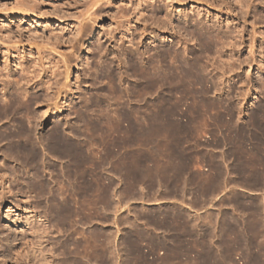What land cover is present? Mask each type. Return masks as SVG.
Here are the masks:
<instances>
[{
  "label": "rangeland",
  "instance_id": "rangeland-1",
  "mask_svg": "<svg viewBox=\"0 0 264 264\" xmlns=\"http://www.w3.org/2000/svg\"><path fill=\"white\" fill-rule=\"evenodd\" d=\"M2 109L0 264H264V0H0Z\"/></svg>",
  "mask_w": 264,
  "mask_h": 264
},
{
  "label": "bare ground",
  "instance_id": "bare-ground-1",
  "mask_svg": "<svg viewBox=\"0 0 264 264\" xmlns=\"http://www.w3.org/2000/svg\"><path fill=\"white\" fill-rule=\"evenodd\" d=\"M149 68H150L149 66H145V67L138 66L133 61H131L128 65V69L132 74L134 73L135 75L140 76V80L144 84V88H147L150 83H158L161 81L163 82L165 79L164 78L165 76H163V74H160L155 70H152L153 71L152 72L151 69ZM164 111L165 110L161 108L160 117L161 116L163 117ZM5 113H7V109L0 110V116L3 114L5 116ZM28 133L29 132L25 131L22 127L15 133L3 129L2 134L0 133V140L2 139L3 141L4 140L6 141V139H8L9 141H12V145H14V147L20 150V148H23L24 146L22 143V138L23 136L26 138L28 136ZM50 139L53 145L55 146V149H57L58 152H60L62 155L68 156L69 160L71 159L72 163L70 161L71 165L68 166L69 167L68 170L73 175H76V177L80 180L79 182L81 183L82 187H85L87 185L86 183L90 173L87 167V157L84 151L82 150V148L80 146L79 147L71 146L70 143L65 141V137L63 136V134L59 133L58 131L55 132L53 131L52 135L50 136ZM99 167H100V155L97 153L95 168L98 169ZM4 231H5V227L2 224H0V242L3 239L2 234L4 233Z\"/></svg>",
  "mask_w": 264,
  "mask_h": 264
},
{
  "label": "crops",
  "instance_id": "crops-1",
  "mask_svg": "<svg viewBox=\"0 0 264 264\" xmlns=\"http://www.w3.org/2000/svg\"><path fill=\"white\" fill-rule=\"evenodd\" d=\"M235 189L238 190V191L243 192V194L245 193V189L244 188L240 189V188H236L234 186H230V188L228 190H229V192H232ZM230 213H231L233 218H237L238 219V217H241V221H238V220L236 221V227L238 229H241L242 231H244L245 230V211L244 210H241V211L236 210L235 212L232 211ZM234 214H236V216H234ZM231 226L234 227L233 223H231Z\"/></svg>",
  "mask_w": 264,
  "mask_h": 264
}]
</instances>
